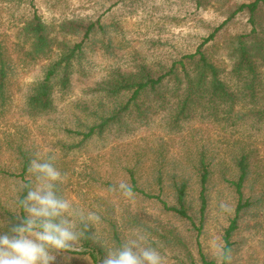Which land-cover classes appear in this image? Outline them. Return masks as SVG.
<instances>
[{
    "label": "rangeland",
    "instance_id": "obj_1",
    "mask_svg": "<svg viewBox=\"0 0 264 264\" xmlns=\"http://www.w3.org/2000/svg\"><path fill=\"white\" fill-rule=\"evenodd\" d=\"M250 1L0 0V48L10 71L5 97L0 99V234L26 218L18 200L32 177L27 170L23 172V155L29 166L39 152L44 158L55 155L56 167L67 174L60 193L86 213L100 217L89 231L98 241L93 243L100 260L96 262L84 240L81 250L56 253L54 264H101L105 248H117L138 235L146 237L145 246L161 253L165 264H218L221 248L227 250L226 234L235 217L237 228L227 250L231 264H264V120L255 119L248 104L241 107L239 103L234 112H198L173 128L163 113L149 122L132 117L128 128L109 127L90 138L84 133L92 120L77 105L79 100L91 99L89 85L111 68L144 60L169 65L194 51L227 18L230 5L234 9L237 3ZM34 13L49 23L100 19L105 28L85 45L71 90L59 93L56 111L46 115L31 113L26 101L47 61L24 58L19 47L24 41L19 29ZM229 29L232 34L245 31L246 18L237 16ZM223 41L217 36L208 46L217 44L211 53L226 69L223 77L233 90L236 78L227 74L231 60ZM244 152L252 157L243 186L244 202L249 205L237 217L239 196L233 180L238 178L237 159ZM202 157L211 171L204 212L197 171ZM131 169L137 181H132ZM159 169L164 172L162 183L157 181ZM173 176L187 180L191 219L164 205V201L175 204L174 186L181 181H172ZM120 182L131 185L133 197L111 190Z\"/></svg>",
    "mask_w": 264,
    "mask_h": 264
},
{
    "label": "trees",
    "instance_id": "obj_2",
    "mask_svg": "<svg viewBox=\"0 0 264 264\" xmlns=\"http://www.w3.org/2000/svg\"><path fill=\"white\" fill-rule=\"evenodd\" d=\"M229 7L227 18L214 27L194 51L174 58L169 65L146 60L126 68L117 65L89 85L91 99L77 102L87 120H92L84 137L101 134L109 127L128 128L132 117L138 122H149L161 113L170 128L178 127L198 112H234L239 103L241 107L248 104L255 119L264 120V0L237 3L234 9L233 4ZM237 16L246 18L247 29L232 34L229 28ZM104 30L102 21L92 18H66L49 23L34 13L25 22L19 29V37L24 38L23 44L19 45L24 58L47 61L42 76L33 83L27 95L26 105L31 113L46 115L56 111V97L71 90L75 65L84 59L85 45ZM217 36L223 37V46L229 53L231 69L227 74L236 78L237 87L233 86V90L223 77L226 69L218 65L211 53L217 44L208 46ZM9 72L6 53L0 48V99L5 97ZM90 104L94 109L90 108ZM250 155L242 153L236 163L238 178L233 180V185L239 196L237 217L249 205L248 201L244 202L243 186L251 171ZM23 158L25 172L28 160L26 155ZM197 171L202 185L201 212H204L207 205L206 185L211 174L204 157L199 159ZM130 176L132 181H137L135 170H130ZM163 176L164 172L159 169L157 181L162 183ZM177 179L176 176L172 178V181H181L174 186L175 204L169 206L164 201V205L179 216L191 219L187 180ZM29 183L27 181L26 184ZM26 194L24 187L21 199ZM237 220L235 217L227 230V250L229 237L237 228ZM88 235L92 237L90 232ZM84 246L98 262L99 249L93 239H86Z\"/></svg>",
    "mask_w": 264,
    "mask_h": 264
},
{
    "label": "clouds",
    "instance_id": "obj_3",
    "mask_svg": "<svg viewBox=\"0 0 264 264\" xmlns=\"http://www.w3.org/2000/svg\"><path fill=\"white\" fill-rule=\"evenodd\" d=\"M55 161V155L44 158L39 152L30 159L27 171L32 180L24 185L26 196L18 200L26 218L0 234V264H54L56 253L81 250L82 241L89 238L98 243L94 234L89 237L88 233L100 217L95 212L86 213L60 193L59 186L66 182L67 174L56 167ZM111 190L134 196L126 182ZM145 240L138 235L117 248H105L107 254L101 264H165L161 253L145 246ZM231 260V252L221 248L218 264H231Z\"/></svg>",
    "mask_w": 264,
    "mask_h": 264
}]
</instances>
